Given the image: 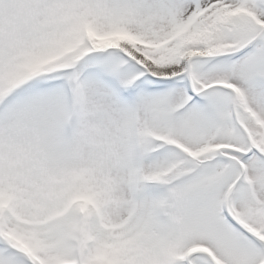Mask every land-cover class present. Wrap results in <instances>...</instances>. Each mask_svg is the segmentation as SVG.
<instances>
[{"label": "snow or ice", "instance_id": "snow-or-ice-1", "mask_svg": "<svg viewBox=\"0 0 264 264\" xmlns=\"http://www.w3.org/2000/svg\"><path fill=\"white\" fill-rule=\"evenodd\" d=\"M0 264H264V0H0Z\"/></svg>", "mask_w": 264, "mask_h": 264}]
</instances>
